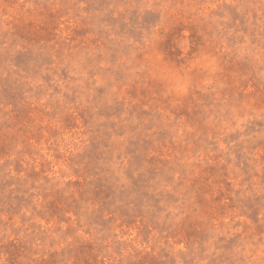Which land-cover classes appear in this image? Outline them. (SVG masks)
<instances>
[{"label": "rangeland", "instance_id": "1", "mask_svg": "<svg viewBox=\"0 0 264 264\" xmlns=\"http://www.w3.org/2000/svg\"><path fill=\"white\" fill-rule=\"evenodd\" d=\"M0 264H264V0H0Z\"/></svg>", "mask_w": 264, "mask_h": 264}]
</instances>
